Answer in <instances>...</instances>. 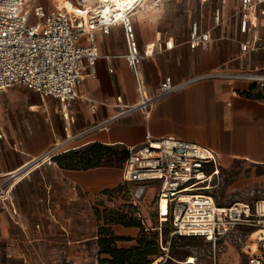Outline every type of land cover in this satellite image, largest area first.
<instances>
[{"label":"crops","instance_id":"crops-1","mask_svg":"<svg viewBox=\"0 0 264 264\" xmlns=\"http://www.w3.org/2000/svg\"><path fill=\"white\" fill-rule=\"evenodd\" d=\"M146 1L131 17L141 50L150 51L139 66L147 92L157 91L165 76L180 83L208 75L163 96L148 115L130 111L107 126L96 127L122 110L117 95L122 96L123 104L139 99L134 72L123 57L127 43L122 23L111 25L106 34L97 31V75L81 80L67 108L61 110L56 97L29 88L8 87L0 94V173L20 167L69 135L79 133L63 153L93 143L127 149L140 144L149 133L152 137L175 135L207 146L217 153L222 168L239 161L253 169L254 176L243 171L233 183L235 187L249 190L254 182L264 186V84L233 75L264 72V0L253 15L256 27L246 33L239 29V0H177V6L187 8L185 27L178 31L171 27L167 13L170 0ZM151 1L160 6L152 8ZM216 7L222 9L219 24L213 18ZM193 22L210 30L207 47H189ZM245 41L252 45L247 52L241 50ZM81 44H87L85 36ZM120 177L122 169L114 166L71 169L56 161L35 168L16 183L11 204L0 200V238L20 231L48 234L56 223L69 235L72 219L87 218L92 195L114 186ZM115 231L122 236L137 234L132 226H117ZM228 246L235 251L231 259L239 262L243 255L234 245Z\"/></svg>","mask_w":264,"mask_h":264},{"label":"built area","instance_id":"built-area-1","mask_svg":"<svg viewBox=\"0 0 264 264\" xmlns=\"http://www.w3.org/2000/svg\"><path fill=\"white\" fill-rule=\"evenodd\" d=\"M261 1H238L236 13L239 15L240 32L246 33L251 27H256L253 15ZM101 4L97 3L94 10L77 3L74 5L78 10H68L57 5L46 8L41 0H0V94L8 87L25 85L41 95L56 97L61 110L67 108L69 101L76 97L81 80L85 76L97 75V31L106 34L111 25L118 22L124 27L127 48L123 57L134 72L139 99L133 104H123L122 96L117 95L116 101L122 110L96 127L107 126L117 116L130 111L139 110L148 115L151 107L163 96L208 75L190 77L180 83H174L171 76H165L159 89L148 93L139 66L150 51L141 50L131 17L140 0L126 2L123 9H112L106 15L102 8L100 10ZM213 18L215 24L222 22L221 7L215 8ZM82 36H85L87 44H81ZM210 37L209 29L202 30L197 22H193L188 37L189 47H207ZM251 47L248 41L241 43L243 52ZM252 72L259 71L233 75ZM219 74L223 73H212L213 76ZM78 135L55 141L20 167L0 173V200L11 204L16 183L35 168L56 163V157L67 150L64 146ZM1 137L3 133L0 131ZM127 150L128 155L121 168L122 180L131 185L133 201L139 203L147 187L157 184L158 219L160 223L170 219L172 234L202 236L214 244L230 243L240 251L247 264H264V198L254 202L218 203L213 190L220 177L221 164L214 150L175 135L152 137L149 133L140 144ZM161 229L159 226V244L166 249Z\"/></svg>","mask_w":264,"mask_h":264},{"label":"rangeland","instance_id":"rangeland-1","mask_svg":"<svg viewBox=\"0 0 264 264\" xmlns=\"http://www.w3.org/2000/svg\"><path fill=\"white\" fill-rule=\"evenodd\" d=\"M87 1L41 0L46 8H53L56 5L61 7L60 3L63 2L70 9L74 8V4L77 3L86 5ZM164 1L168 2L169 0ZM151 2L149 4L152 5V8L160 6L153 5L154 1ZM169 3L171 4L167 13L171 15V27L176 31L181 30L185 27L187 8L177 6L179 3L177 0H170ZM230 8L235 9L234 6ZM257 71L260 72V70ZM251 80L258 84H264V79L251 78ZM11 87L29 88L25 85ZM120 148L125 147L120 146ZM112 159L108 160L110 164L106 165L107 167L114 166ZM114 167L121 170L122 165ZM243 171L248 176H254L253 169L239 161L234 162L229 168L221 167L219 180L213 190L218 203L254 202L256 199L264 198V186L261 182H254L249 190L233 185L239 180ZM157 194V184L150 185L138 207L135 208L127 195V183L120 177L114 186L104 187L92 195L88 203L87 218L72 219L69 235L64 234L61 224L56 223L48 234H27L20 231L19 233L12 232L7 238H0V264H101L100 259L106 257V254L100 253L98 245L100 228L108 227L115 233V227L125 226L123 221L130 219L137 221L139 219L137 212L142 215L145 225L142 228L132 225L137 230L136 236H123L124 239L118 241L117 245L119 247L133 246L141 234V230L150 238L154 233H157L156 236L159 239L157 228L161 226V237L166 249L160 246L158 240V254L153 257L150 264H246L242 256L239 262L231 259V255L235 251L223 241L214 244L202 236L172 234L170 219L162 223L159 222L155 204ZM66 229L69 230L68 227Z\"/></svg>","mask_w":264,"mask_h":264},{"label":"trees","instance_id":"trees-1","mask_svg":"<svg viewBox=\"0 0 264 264\" xmlns=\"http://www.w3.org/2000/svg\"><path fill=\"white\" fill-rule=\"evenodd\" d=\"M115 154L117 156L113 157ZM127 155L128 150L126 148L121 149L120 146L112 147L102 143H93L78 150L71 149L66 153H61L56 157V161L64 168L89 169L110 164L108 161L110 158H113L112 165H123ZM130 187L131 185L127 183V195L130 203L136 208L139 203L133 201ZM136 214L139 218L137 221L125 220L123 224L125 226L136 225L142 228L145 221L140 213L137 212ZM99 235L100 253L106 254V257L100 259L101 264H150L153 257L158 254L157 242L159 239H157V233H154L150 238L141 230L136 243L130 247H119L117 242L123 240L124 237L116 232L113 233L108 227H101Z\"/></svg>","mask_w":264,"mask_h":264},{"label":"bare ground","instance_id":"bare-ground-1","mask_svg":"<svg viewBox=\"0 0 264 264\" xmlns=\"http://www.w3.org/2000/svg\"><path fill=\"white\" fill-rule=\"evenodd\" d=\"M131 1L132 0H88L87 1L88 4H86L85 6L87 8L95 10L98 7L97 3L99 4V2L100 3L102 2V4L99 7H100V10L102 8V12L106 15L107 12L111 11L112 9H116L118 11L120 9H123L124 8L123 5L126 2H131ZM146 3H147L146 0H140V5H139L138 9L142 10L145 7ZM60 5H61V7H64L66 9H68V10H72V9H77L78 10V8H75V7L72 8V9H70L69 7L67 8L65 3L63 4V2L60 3ZM239 75H241V74H239ZM243 75L247 76V77L255 78V79H264V73H261V72H259V73H248V74L244 73ZM67 146H68V144L66 146H64V147H67Z\"/></svg>","mask_w":264,"mask_h":264}]
</instances>
